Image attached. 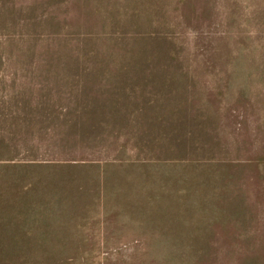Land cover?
<instances>
[{
    "label": "trees",
    "instance_id": "obj_1",
    "mask_svg": "<svg viewBox=\"0 0 264 264\" xmlns=\"http://www.w3.org/2000/svg\"><path fill=\"white\" fill-rule=\"evenodd\" d=\"M2 65L42 66L38 75L25 70L36 74L42 89L36 104L24 92L0 99V159L12 158L10 144L19 136L50 135L57 148H91L123 136L126 143L117 147L122 160L127 145L140 153L160 156L159 149L197 158L136 168L140 179L151 173V192H169L170 210L177 197L181 212L197 210L201 221L209 216L245 225L241 199L229 188L237 171L199 159L220 147L212 129L222 115L239 113L242 127L248 114H262L257 130L264 140V86L255 90L264 83V0H0ZM202 75L215 80V98L202 95ZM37 165L36 189L31 172L22 177V166H0V264H77L64 252L75 249L72 223L93 205L87 200L102 186L99 171ZM112 174L116 180L105 173L103 181L131 192L134 181ZM154 200L146 209L157 215L148 218L168 226L170 218L160 215L168 213L166 203ZM122 207L134 216L146 211L135 198ZM206 244L184 242L181 249L189 257L204 253Z\"/></svg>",
    "mask_w": 264,
    "mask_h": 264
},
{
    "label": "rangeland",
    "instance_id": "obj_2",
    "mask_svg": "<svg viewBox=\"0 0 264 264\" xmlns=\"http://www.w3.org/2000/svg\"><path fill=\"white\" fill-rule=\"evenodd\" d=\"M244 7L245 5H241L242 10ZM254 42L256 45L260 44L258 41ZM40 67L42 66L2 65L0 99L9 100L19 92H24V96L33 97V104H36L35 96L42 89V81L36 78V74L41 72L38 70ZM26 69H36V74L26 73ZM224 74L218 77L223 78ZM199 79H206L199 85L203 91L202 95L215 98L219 90L215 80L203 75ZM263 86L264 83H261L255 90L261 91ZM21 111L22 109L16 111V114H23ZM233 115H222L220 127L212 129L213 138L219 141L220 147L212 146L202 159H198L200 163L218 166L227 172L237 171L238 175L232 180L229 188L239 195V204L243 205L246 211L244 226L236 220L214 221L209 216L201 221L200 212L193 211L194 209L190 210V213H182L177 197V204L173 203V210H170L167 206L168 200L166 202L165 199L169 192H151L147 182L150 181L148 178L151 173H145L147 176L140 179L138 173L141 171L136 172V168L156 162L166 165H176L173 164L176 162L189 164L191 161L188 160L197 158L192 157L193 155L169 156L159 149L156 150L160 152V156L156 151L151 153L150 150L140 153L127 145L128 156L122 160L118 158L120 150L117 147L121 148L120 145L126 143L123 136L109 139L108 143L91 148H83L78 144L75 147L68 145L57 148L56 138L50 135L44 137V140L40 139V136L36 137V134L27 138L19 136L10 144L14 149L12 158L0 159V166H22V177L25 178L31 172L35 189L36 163L37 166H51L53 163L64 164L63 166L87 165L98 169L95 177L102 186L97 189L98 192H92L96 196L95 199L89 197L87 200L93 205L87 206L81 220L72 223L78 235L69 242H74L75 249L64 252L77 264H264V140L262 136L259 137L257 130L262 114L257 117L248 114L247 122H244L242 127L240 123L244 121V116L239 113ZM18 125L12 127L16 130L27 129ZM105 173L111 174L112 180L117 179V174L112 173H120L119 178L134 181L131 182L133 185L129 184L131 192L124 193L126 190L116 181L105 183ZM78 179L82 180L80 176ZM193 197H190L189 202L194 201ZM226 197L224 202L230 205L229 198ZM130 198L144 203L146 211L143 215L134 216L127 213L128 211H123L122 202L129 201ZM157 198H161V204L166 203L164 209L166 208L168 213L162 211L160 215L166 219L170 218L169 221L172 222H169L168 226L148 218L151 217V212L153 216L157 215L152 209H146L151 208V202H155L154 199ZM236 202L238 201L235 200L234 204ZM207 204L208 202L204 208H207ZM154 210L158 213L160 209ZM184 242H207L206 251L202 254L198 251L186 257V249H181Z\"/></svg>",
    "mask_w": 264,
    "mask_h": 264
}]
</instances>
